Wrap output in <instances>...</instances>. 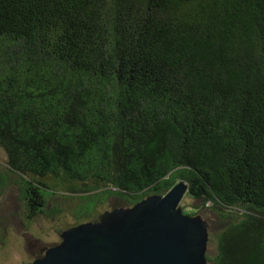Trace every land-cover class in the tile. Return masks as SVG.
<instances>
[{"label": "trees", "instance_id": "1", "mask_svg": "<svg viewBox=\"0 0 264 264\" xmlns=\"http://www.w3.org/2000/svg\"><path fill=\"white\" fill-rule=\"evenodd\" d=\"M0 146L31 222L184 180L208 262L264 264V0H0Z\"/></svg>", "mask_w": 264, "mask_h": 264}, {"label": "water", "instance_id": "2", "mask_svg": "<svg viewBox=\"0 0 264 264\" xmlns=\"http://www.w3.org/2000/svg\"><path fill=\"white\" fill-rule=\"evenodd\" d=\"M180 180L165 195L103 212L97 221L59 228L62 241L24 264H207L209 223L185 214Z\"/></svg>", "mask_w": 264, "mask_h": 264}, {"label": "rangeland", "instance_id": "3", "mask_svg": "<svg viewBox=\"0 0 264 264\" xmlns=\"http://www.w3.org/2000/svg\"><path fill=\"white\" fill-rule=\"evenodd\" d=\"M6 153L0 146V174L6 173ZM14 182V181H13ZM22 185L7 182L5 188L0 186V264H24L33 261L43 248L54 246L60 242L57 233L59 228H70L78 224L92 221L103 212L116 207H128L126 200L107 197L103 192L90 198L67 197L51 194L47 197L48 207L34 221L27 219L29 215L21 195ZM186 214H200L209 223V241L207 255L216 254L214 235L218 230V218L211 204L203 205L186 194L181 203ZM53 214V215H51ZM197 215V214H196ZM89 220V221H88ZM207 264H212L208 262Z\"/></svg>", "mask_w": 264, "mask_h": 264}, {"label": "flooded vegetation", "instance_id": "4", "mask_svg": "<svg viewBox=\"0 0 264 264\" xmlns=\"http://www.w3.org/2000/svg\"><path fill=\"white\" fill-rule=\"evenodd\" d=\"M23 200H24V199H23ZM24 201H25V200H24ZM99 216H100V215H99ZM99 216H98L97 218H94L92 221H97V220H99ZM64 229H65V228H64ZM66 229H68V228H66ZM59 237H60V236H59ZM60 239H61V240H60V242H61V241H62V238L60 237ZM60 242H59V243H60ZM59 243H57V244H59ZM57 244H55V245H57ZM44 252H45V251H43L42 253L44 254Z\"/></svg>", "mask_w": 264, "mask_h": 264}]
</instances>
